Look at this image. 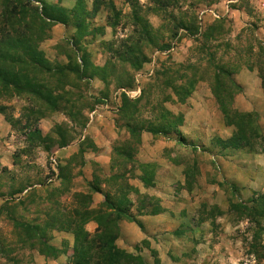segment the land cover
I'll return each mask as SVG.
<instances>
[{
    "label": "rangeland",
    "instance_id": "1",
    "mask_svg": "<svg viewBox=\"0 0 264 264\" xmlns=\"http://www.w3.org/2000/svg\"><path fill=\"white\" fill-rule=\"evenodd\" d=\"M26 1L43 22L0 0V50L45 33L0 73L41 94L0 87V264H72L104 196L133 259L264 264V0Z\"/></svg>",
    "mask_w": 264,
    "mask_h": 264
},
{
    "label": "trees",
    "instance_id": "2",
    "mask_svg": "<svg viewBox=\"0 0 264 264\" xmlns=\"http://www.w3.org/2000/svg\"><path fill=\"white\" fill-rule=\"evenodd\" d=\"M5 2H7V4L9 5L5 9L8 14V18L12 19V16L29 14V17H34L42 21L37 17L41 16V14L37 15V12L33 8H31L30 3L26 0H5ZM29 8L31 10H29ZM56 21L58 20H55L54 22L56 23ZM46 26L51 25L49 23H46ZM43 27L44 26H42L37 32H32V34H29L28 40L24 39L22 42H20V47L21 49L23 48V52L20 53L25 63L35 64L39 66V68L43 65V61L34 60L33 62L31 59L33 57V53L30 51L32 50L34 52L38 45L43 42V40H45V33H43ZM17 41L18 40L16 39L15 42ZM20 53L18 54V51H14L13 49L0 50V63L5 65V62H8L5 67H0L1 74L2 72L5 74L11 73V70L7 69L6 67H9V63L15 62L13 58L16 54L20 55ZM15 64L13 66H15ZM0 87L2 88V90L8 89L14 92L26 90V92L32 94L33 96L37 97L39 95V98L41 97V94H39L38 90L36 91L34 86L27 81L18 82L14 80L8 83L0 81ZM127 129L129 130V135L134 133L135 130H137V133L139 134L142 131V128H140L139 130V128L131 129L130 127H128ZM149 133L153 135H168L169 131L151 129ZM92 193H100V191L95 190L92 191ZM75 200L77 201V208H75L76 211L73 212L72 216L82 221L84 216L86 215V213L83 212V202L88 201L89 204H91L92 198L90 196L85 198L84 196L77 195L75 196ZM126 211L127 210H122L118 206H116L108 198V196H104V203L101 205V207L99 209L92 210L91 217L89 219H86L85 222L83 221L82 224L83 226L88 222H94L96 224V229L94 233L89 234L88 232H86L84 226H78L74 229L75 238L74 246L72 248V264H149L142 258L133 259L129 254H126L125 252L121 251L116 245V242L118 241L120 235L119 222L126 214L128 217L133 219V217H131V215L128 214ZM242 211V213L247 216L253 215L263 219L264 195H260L258 205L253 203V207L251 208L242 207ZM157 213L158 212L156 210H153V208L149 207V212H145V215L156 216L158 215ZM130 222L137 224V226L141 228V224H139L140 222L138 223L134 220H130ZM13 227L16 230L21 229L24 231L32 229L28 224L18 223L15 221H13Z\"/></svg>",
    "mask_w": 264,
    "mask_h": 264
},
{
    "label": "crops",
    "instance_id": "3",
    "mask_svg": "<svg viewBox=\"0 0 264 264\" xmlns=\"http://www.w3.org/2000/svg\"><path fill=\"white\" fill-rule=\"evenodd\" d=\"M155 217H157V216H151V217H149V219H154ZM123 228H124V230H123ZM131 230H133V227H131V226H124V227L122 226L121 233H123L125 235V237H127V239H126L127 242L135 243V241L129 240V231H131Z\"/></svg>",
    "mask_w": 264,
    "mask_h": 264
}]
</instances>
